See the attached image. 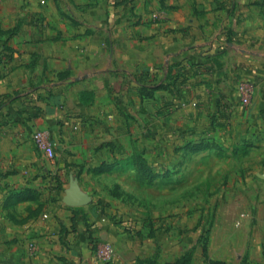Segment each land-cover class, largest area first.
<instances>
[{
    "label": "crops",
    "instance_id": "crops-1",
    "mask_svg": "<svg viewBox=\"0 0 264 264\" xmlns=\"http://www.w3.org/2000/svg\"><path fill=\"white\" fill-rule=\"evenodd\" d=\"M197 1L207 11L199 19L194 0H0V264H139L150 257L174 264L190 248L180 249L171 236L146 246L95 224L89 208L59 206L80 171L106 154L95 146L110 137L105 112L114 90L140 68L171 60L178 47L210 49L230 37L240 48L227 60L253 84V111L236 120L253 122L255 169L264 172V6ZM163 7L167 20L151 21ZM86 91L92 102L82 99ZM83 120L100 122L80 126ZM39 132L53 144V159L37 146ZM263 183L253 180V187ZM225 231L210 243L211 259L241 264L249 253L251 264H264L263 236L242 243ZM92 236L115 248L113 259L96 257Z\"/></svg>",
    "mask_w": 264,
    "mask_h": 264
},
{
    "label": "rangeland",
    "instance_id": "rangeland-1",
    "mask_svg": "<svg viewBox=\"0 0 264 264\" xmlns=\"http://www.w3.org/2000/svg\"><path fill=\"white\" fill-rule=\"evenodd\" d=\"M242 2L253 7V0ZM256 2L264 6V0ZM206 12L194 0L193 17ZM150 18L167 20V8ZM233 42L229 37L210 49L178 47L161 66L130 74L125 88L114 90L105 112L110 137L95 150L106 154L80 171L59 206L89 208L95 224L117 227L146 246L171 236L180 249L190 247L174 264L197 258L228 264L210 254V243L225 228L230 239L239 237L242 243L249 236L264 237V172L255 169L259 155L253 154V122L236 120L253 111V84L234 74L235 65L230 71L227 56L242 52ZM93 96L86 91L82 99L92 102ZM253 180L259 187H253ZM73 184L85 198L81 206L70 205ZM82 221L89 227L85 214ZM257 228L263 235H255ZM90 238L96 257L110 261L99 254L110 244ZM153 259L139 264H155ZM248 260L246 253L241 264H251Z\"/></svg>",
    "mask_w": 264,
    "mask_h": 264
},
{
    "label": "built area",
    "instance_id": "built-area-1",
    "mask_svg": "<svg viewBox=\"0 0 264 264\" xmlns=\"http://www.w3.org/2000/svg\"><path fill=\"white\" fill-rule=\"evenodd\" d=\"M42 3L44 4L45 1H42ZM34 140L36 141L37 146L39 147V149H41V150H43L45 152L46 156H48V157H53L54 156L55 150L50 144H48L44 140L42 132L36 133L35 136H34ZM99 254L105 255L108 259H113L114 255H115V249L111 245H106V251L105 252H101L100 251Z\"/></svg>",
    "mask_w": 264,
    "mask_h": 264
},
{
    "label": "water",
    "instance_id": "water-1",
    "mask_svg": "<svg viewBox=\"0 0 264 264\" xmlns=\"http://www.w3.org/2000/svg\"><path fill=\"white\" fill-rule=\"evenodd\" d=\"M85 203L84 196L78 191L75 184L72 185L70 205L81 206Z\"/></svg>",
    "mask_w": 264,
    "mask_h": 264
}]
</instances>
